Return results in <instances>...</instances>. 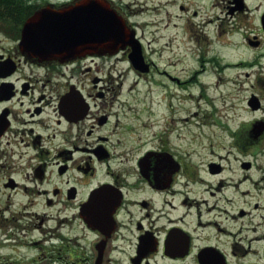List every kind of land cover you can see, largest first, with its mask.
Segmentation results:
<instances>
[{
	"label": "flooded vegetation",
	"instance_id": "flooded-vegetation-1",
	"mask_svg": "<svg viewBox=\"0 0 264 264\" xmlns=\"http://www.w3.org/2000/svg\"><path fill=\"white\" fill-rule=\"evenodd\" d=\"M77 1L0 0L1 235L25 230L28 217L39 234L29 264H264V0H217L200 67L216 85L230 73L240 94L231 126L205 110L211 121L196 127L218 135L185 148L142 136L145 97L113 79L119 61L137 78L179 82L143 45L146 71L132 66L130 47L67 60L22 47L31 15Z\"/></svg>",
	"mask_w": 264,
	"mask_h": 264
},
{
	"label": "rangeland",
	"instance_id": "rangeland-1",
	"mask_svg": "<svg viewBox=\"0 0 264 264\" xmlns=\"http://www.w3.org/2000/svg\"><path fill=\"white\" fill-rule=\"evenodd\" d=\"M108 1L111 7L133 26L137 39L148 56L157 64L158 69L167 71L169 75L179 80L178 83H171L167 78L156 73L140 79L128 70L126 63L117 61L114 67L113 64L110 65L113 79L123 82V93L145 97V102L140 104V108L145 111L142 116L145 117L149 130L143 131L142 136L156 134L160 137V141L167 138L169 142L182 145L179 148H185L184 145L190 143L194 145L209 142L210 136H217L219 131L209 124L202 125L211 121V119H203L205 110L215 112L211 116L219 118L223 122L222 126L226 123L231 126L233 119L228 106L231 101H236L240 93H232L234 91L232 86L226 83L230 73H226L223 82L216 85L213 71H201L199 62L203 51L202 32L210 35L216 30L215 18L220 15L221 10L218 1ZM250 4L252 7L258 4L262 6L263 1L250 0ZM145 9L152 14L145 15ZM156 11H159V14H155ZM256 14L257 12L254 11L251 16L255 17ZM210 20L215 21L209 22ZM215 48L219 49V46L216 45ZM209 49H212V46ZM223 54L229 59L235 57L232 51ZM240 64L237 67L242 68L247 65ZM119 74L121 76H118ZM129 86L133 87L132 92H129ZM231 93L233 99L229 97ZM195 111L198 112V116L192 117V112ZM176 119L182 122H177ZM157 120L160 123L159 127L153 126ZM195 122L202 124L196 127ZM27 219L24 221L25 230L17 226L8 229L7 235H1L3 231L0 232V264H4L5 261L9 264H29L35 257L36 253L29 248L28 242L38 238L39 234L31 228L33 223L27 226Z\"/></svg>",
	"mask_w": 264,
	"mask_h": 264
},
{
	"label": "water",
	"instance_id": "water-1",
	"mask_svg": "<svg viewBox=\"0 0 264 264\" xmlns=\"http://www.w3.org/2000/svg\"><path fill=\"white\" fill-rule=\"evenodd\" d=\"M22 33V47L41 48L31 52L36 56L52 52L67 60L91 53L113 54L129 46L132 66L147 69L135 32L106 0H79L59 10L45 7L26 20Z\"/></svg>",
	"mask_w": 264,
	"mask_h": 264
},
{
	"label": "bare ground",
	"instance_id": "bare-ground-1",
	"mask_svg": "<svg viewBox=\"0 0 264 264\" xmlns=\"http://www.w3.org/2000/svg\"><path fill=\"white\" fill-rule=\"evenodd\" d=\"M154 13H155V14H159V11H156V12H154ZM144 14H145V15H151L152 13L149 12L148 9H145ZM176 121H177V122H182V121H180V119H176ZM158 125H160V124H158Z\"/></svg>",
	"mask_w": 264,
	"mask_h": 264
}]
</instances>
